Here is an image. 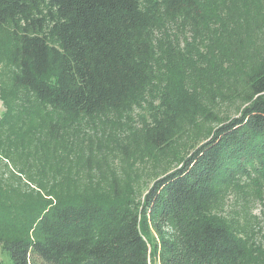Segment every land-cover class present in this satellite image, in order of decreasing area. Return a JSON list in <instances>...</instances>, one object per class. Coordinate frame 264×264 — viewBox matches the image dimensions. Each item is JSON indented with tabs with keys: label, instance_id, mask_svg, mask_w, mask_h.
<instances>
[{
	"label": "trees",
	"instance_id": "trees-1",
	"mask_svg": "<svg viewBox=\"0 0 264 264\" xmlns=\"http://www.w3.org/2000/svg\"><path fill=\"white\" fill-rule=\"evenodd\" d=\"M170 28L204 40L179 52ZM0 45V264H264L247 215L218 214L264 188V0H0ZM142 103L120 173L70 149ZM199 125L135 193L128 164Z\"/></svg>",
	"mask_w": 264,
	"mask_h": 264
},
{
	"label": "rangeland",
	"instance_id": "rangeland-1",
	"mask_svg": "<svg viewBox=\"0 0 264 264\" xmlns=\"http://www.w3.org/2000/svg\"><path fill=\"white\" fill-rule=\"evenodd\" d=\"M168 33L171 35L170 44L174 47L173 49L183 53L186 51L185 42L189 44L187 49L193 53L197 49L196 39H203V35H199L198 32L195 35L193 31L189 33L183 32L181 29L175 31L170 28ZM203 46L204 43L200 50ZM3 49L0 45V58L5 55ZM165 50L166 47L159 49L161 52ZM4 111L5 108L0 99V117ZM229 114L234 116L235 108L230 109ZM144 120H149V108L146 103H142L141 107H135L130 115L95 119L92 123L82 121L77 124L76 128L70 130L67 137L68 144L74 152L83 149L84 153L96 154L101 161L105 160L112 169L120 173L125 168V165L121 163V158L124 155L120 145L124 144L128 137L130 138L127 143H131L132 136L139 131ZM205 128L206 126L199 125L163 154L142 155L140 160L131 161L128 165L133 176L132 181H134L133 191L137 194L144 192L157 176L177 166L178 159L190 150L191 146L204 138L205 132L202 130ZM132 153L129 152V154ZM243 180L245 179L243 178ZM246 188L244 185V190L239 189L236 192L228 193L224 200L225 206L218 214L229 220L234 218L235 214L243 215L245 213L252 229V241L264 249V188L263 191L257 193L258 196L246 192Z\"/></svg>",
	"mask_w": 264,
	"mask_h": 264
}]
</instances>
